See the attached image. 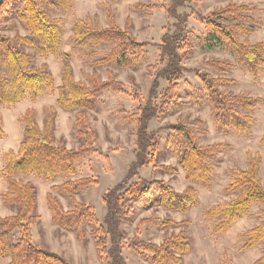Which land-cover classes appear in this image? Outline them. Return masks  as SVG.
<instances>
[{
    "label": "trees",
    "instance_id": "trees-1",
    "mask_svg": "<svg viewBox=\"0 0 264 264\" xmlns=\"http://www.w3.org/2000/svg\"><path fill=\"white\" fill-rule=\"evenodd\" d=\"M117 1L106 0L100 5L106 13L107 27L100 25L97 16L87 17L85 20L76 19L73 23V34L69 38L72 47L87 49L91 46H111L108 52L90 54L96 58L91 63L94 67L133 68L136 60L132 56L153 45L146 40L139 42L132 36L129 31V19L123 29L116 24L110 5ZM193 1L195 0H170L167 7L158 6L159 9H164L168 18L174 20L173 30L163 34L158 44L164 67L152 80L147 100L138 109L135 159L130 163L121 181L108 188L101 196L106 213L100 223L94 206L80 203L74 197L82 189L97 182L91 177L75 180L67 178L76 173L75 162L97 153V135L86 111L96 109L94 100L103 91L127 93L125 85L111 77L104 80L96 71L87 75V82L75 79L70 56L60 49L63 20L52 18L45 12L46 8L55 6L69 10L70 0H0V25L15 17L29 32L28 36L13 37L0 33V105L13 107L24 100L35 101L44 94L57 91V108L75 112V134L83 138L77 149L54 143L55 107L44 109L45 118L42 125L37 122L33 109L27 110L20 118L24 130L18 150L16 153L7 152L2 156L4 167L1 177L7 185L3 200L7 205L16 206V212L8 216L0 215V261L10 258L9 264H71L61 255L33 242L32 226L40 221V216L35 214L36 188L30 182H24L22 176L32 175L45 183L57 176L66 178L60 185L51 186V191L45 196L52 223L67 231L79 230L83 225H88L98 256H107L106 264H126L123 255L124 232L121 226L132 215L134 206H147L152 202L154 193H157V198L153 203L165 210L186 213L197 205L196 191L191 186H187L182 192H176L162 180L138 177L140 169L155 163L153 156L157 151L158 141L154 133L149 132V123L174 103L178 84L184 80V73L187 72L182 61L190 56L188 37L191 32L188 29L189 15L180 11ZM145 8L149 7L143 4L134 7L136 10ZM251 11L250 6L231 2L209 14L202 15L197 12L196 15L208 33L204 40L205 45L208 48L226 45L257 81L264 69V41L251 44L242 41L239 36H247L250 33L241 21H251L245 15ZM20 46L34 49L38 56L52 55L58 58L61 64V85L55 87L48 66H33L29 55L20 50ZM205 65L214 70L230 67L227 63L215 60H209ZM189 71L200 81L218 128L232 131L242 137L249 136L254 124V118L249 112L262 103V100L246 94H225L218 89L217 84L226 83L228 80L214 79L208 73L198 70ZM160 79L167 84L162 92L158 91ZM129 95L132 101L141 102L137 91L132 90ZM166 129L180 139L184 148L179 156V165L185 172L186 180L208 185L214 174L209 162L210 156L222 150L224 146L198 145L193 129L181 121L169 125ZM5 137L0 114V141ZM259 142L264 145V135ZM259 160V153H247L246 169L228 170L230 180L224 191L234 197L208 207L205 212L214 234L229 230L236 221L247 215L252 205H264V187L258 175ZM159 169L163 172L176 170L165 166H160ZM135 177H138L137 181H133ZM52 191L62 197H68L73 209L64 210L59 200L52 195ZM260 214L262 216L259 223L244 233L242 250H249L264 242V211ZM184 222L141 219L137 223L136 231L138 233L144 225L152 223H157L160 227L177 228ZM15 231H20V235L17 241L13 242L11 235ZM82 237L80 232L79 238ZM128 249L137 254L148 253L150 264H181L182 256L190 251L191 246L188 238L180 232L164 238L161 245L146 243L134 237L130 240ZM254 264H264V255Z\"/></svg>",
    "mask_w": 264,
    "mask_h": 264
},
{
    "label": "rangeland",
    "instance_id": "rangeland-1",
    "mask_svg": "<svg viewBox=\"0 0 264 264\" xmlns=\"http://www.w3.org/2000/svg\"><path fill=\"white\" fill-rule=\"evenodd\" d=\"M70 9L55 6L46 8L45 12L52 18L63 20L61 27L62 42L60 49L70 56V63L76 80L87 82V75L96 71L104 80L111 77L125 85L127 93H114L103 91L94 102L96 109L87 110L86 114L97 135V153L90 154L75 162L76 173L67 179L91 177L97 184H92L74 195L76 201L94 206L99 222H102L106 213V207L101 200L102 194L121 181L127 169L135 159V146L138 117V109L148 97V91L152 80L164 67L158 51L163 34L172 31L174 20L168 18L164 9L170 0H118L111 3L116 24L124 28L127 19L131 21L129 28L132 36L139 42L147 41L153 45L144 48L132 56L136 60L133 68H116L112 66H92L95 57L93 52H108L111 46H91L87 49L72 47L69 38L72 36V26L76 19L85 20L87 17L97 16L100 25L107 27L105 10L100 6L106 0H70ZM246 5L251 7V12L245 14L251 21H241L250 31L247 36L239 34L242 41L251 44L264 41V0H195L189 3L180 12L189 15L188 29L191 35L188 37L190 56L182 61L187 70L184 80L178 84L176 100L169 109L151 120L148 130L153 132L158 141V148L153 158L155 163L142 168L139 176L147 180L164 181L176 192H182L187 186L196 191L198 203L186 213L165 210L156 206L153 201L157 193L145 207L134 206L132 215L127 222L122 224L124 232L123 255L126 264H150L148 253H133L128 249L130 240L137 237L146 243L161 245L164 238L176 235L180 232L188 238L190 251L182 256L181 264H254L264 255V242L249 250H242L244 233L259 223L264 211V205H252L245 217L236 221L225 233L214 234L210 221L205 212L208 207L220 204L232 199L234 196L225 193L230 177L228 170L246 169L247 153H259L258 175L264 187V145L260 144V138L264 135V69L257 81L249 71L242 66L233 51L226 45L208 48L205 39L208 36L204 26L199 21L196 13L209 14L219 10L229 3ZM143 4L149 8L136 10L134 7ZM155 6V7H153ZM4 26V27H3ZM0 33L10 37L15 35L28 36L29 32L15 17L0 25ZM27 53L31 64L35 67L47 65L54 78L55 87L61 85L60 60L52 55L38 56L32 48L19 47ZM209 60L224 62L229 68L221 67L214 70L205 64ZM189 70H198L208 73L214 79H226V83L217 84L218 89L229 95L246 94L250 97L260 98L262 103L255 106L249 112L254 118V124L249 136L242 137L232 131H223L214 122L211 106L200 81ZM159 92H162L167 84L163 79L159 80ZM134 90L140 94L141 102L132 101L130 92ZM57 91L53 94H44L35 101L24 100L19 104L8 107L0 105L2 128L6 137L0 141V215H12L16 212V206L7 205L3 200V194L7 185L1 177L4 167L2 156L7 152L16 153L23 139L24 127L20 118L29 109L35 111L37 122L42 125L45 118V108L55 107L56 118L54 127V143L64 144L69 149H77L83 138L75 134V112L63 111L56 106ZM181 121L187 127L193 129L200 146L221 144L224 148L210 156L214 174L208 185L186 180L183 168L179 165V156L183 152L180 139L166 129ZM160 166L173 167L174 172H163ZM135 177L133 181H137ZM24 182H30L36 188L37 204L35 214L40 216V221L32 226V239L35 244L51 250L64 257L71 264H106L107 256H98L94 246L91 228L83 225L79 230L67 231L52 223L51 211L46 203V194L51 186L60 185L66 178L57 176L50 182L32 176H22ZM64 210L69 211L73 206L68 197H62L51 192ZM264 217V214H263ZM147 218L170 219L175 222L185 221L177 228L160 227L157 223L144 225L137 233L136 226L139 220ZM83 234L79 238V233ZM20 231L11 235L16 242ZM10 258L0 261V264H9Z\"/></svg>",
    "mask_w": 264,
    "mask_h": 264
},
{
    "label": "crops",
    "instance_id": "crops-1",
    "mask_svg": "<svg viewBox=\"0 0 264 264\" xmlns=\"http://www.w3.org/2000/svg\"><path fill=\"white\" fill-rule=\"evenodd\" d=\"M3 216V215H2ZM5 216H8V215H5Z\"/></svg>",
    "mask_w": 264,
    "mask_h": 264
}]
</instances>
